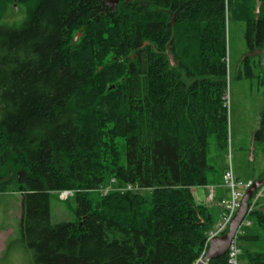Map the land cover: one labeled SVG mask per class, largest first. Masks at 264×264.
Segmentation results:
<instances>
[{
  "label": "trees",
  "instance_id": "1",
  "mask_svg": "<svg viewBox=\"0 0 264 264\" xmlns=\"http://www.w3.org/2000/svg\"><path fill=\"white\" fill-rule=\"evenodd\" d=\"M108 1L0 0V178H21L34 264H194L217 220L192 190L210 183V140L229 144L227 23L264 54V0ZM14 3L25 20L4 27ZM65 190L76 219L54 224L51 194ZM251 216L264 233V209ZM258 241L240 237L243 264H264L245 246Z\"/></svg>",
  "mask_w": 264,
  "mask_h": 264
},
{
  "label": "rangeland",
  "instance_id": "2",
  "mask_svg": "<svg viewBox=\"0 0 264 264\" xmlns=\"http://www.w3.org/2000/svg\"><path fill=\"white\" fill-rule=\"evenodd\" d=\"M26 17L25 8L18 3L8 6L1 17L4 27L17 28ZM227 61H228V127L229 144L225 152L216 148L214 139L208 147V162L214 169L209 173V185L206 188H193L198 204L207 205L216 214L218 221L222 210L219 200L210 201L209 187L217 186L229 165H232L235 177L241 181H256L264 172V145H254V133L259 124L264 108V85L261 77L264 75V54L259 51L251 55L254 64V78L238 76L236 66L247 54L245 42V26L231 19L227 23ZM2 118L0 110V120ZM3 175L0 182L5 184V190H0V264H34L33 253L23 243L20 218L22 212V194L18 190L22 182L19 175ZM0 183V189H2ZM4 184V183H3ZM93 197L95 195H92ZM77 202L73 197L61 200L59 193L51 194V214L54 224L73 222L76 219ZM252 228L247 234L260 236V241L245 246L255 252H264V233L257 225L254 217ZM216 221V222H217ZM243 264V263H242ZM245 264V263H244Z\"/></svg>",
  "mask_w": 264,
  "mask_h": 264
},
{
  "label": "built area",
  "instance_id": "3",
  "mask_svg": "<svg viewBox=\"0 0 264 264\" xmlns=\"http://www.w3.org/2000/svg\"><path fill=\"white\" fill-rule=\"evenodd\" d=\"M116 180H111L110 184L104 186L98 190L100 195H107L110 191L115 190L117 187ZM253 185V181H241L235 177L234 170L232 165H229L222 178V183L218 186L209 187L210 195L209 200L214 201L217 195L218 189H221L227 192V195L223 196L220 204L222 207V212L220 214L219 220L214 225L213 229L208 232L207 240L204 246V249L200 255V257L195 261L194 264H211V259L209 258V249L211 242L223 235L228 231L231 223L233 222L240 206L242 200L250 187ZM140 187L138 185H126L122 187V190H138ZM74 191L65 190L59 192L61 200H67L69 197L74 196ZM264 207V188L255 193L249 200L248 210L243 220L242 224L239 226L235 237L231 241L227 255V263L226 264H241V254L242 250L240 247V237L245 234V229L252 226V221L250 220L251 215Z\"/></svg>",
  "mask_w": 264,
  "mask_h": 264
},
{
  "label": "water",
  "instance_id": "4",
  "mask_svg": "<svg viewBox=\"0 0 264 264\" xmlns=\"http://www.w3.org/2000/svg\"><path fill=\"white\" fill-rule=\"evenodd\" d=\"M118 3H119V0L108 1L106 5L111 6V7H115L116 5H118ZM257 11H259V10H257ZM167 54H168L169 61H170L171 65L172 66L177 65V63L174 60V56L170 52V50H168ZM263 187H264V178L254 181L253 185L250 187V189L248 190V192L244 196L242 203H241V206H240L233 222L231 223L228 232L225 235L218 237L211 242L209 254H208V256L211 260L221 258L226 254V252L228 251L229 246L231 244V241L235 237V234H236L239 226L241 225V223L243 222V220L247 214L249 199L253 196V194L256 191H258L259 189H261Z\"/></svg>",
  "mask_w": 264,
  "mask_h": 264
},
{
  "label": "flooded vegetation",
  "instance_id": "5",
  "mask_svg": "<svg viewBox=\"0 0 264 264\" xmlns=\"http://www.w3.org/2000/svg\"><path fill=\"white\" fill-rule=\"evenodd\" d=\"M254 54H256V53L248 50L247 54L239 61V64L236 66V72H237L239 77H241V73L243 76L247 77L245 68L249 64V62L251 61V55H254ZM247 78H249V77H247Z\"/></svg>",
  "mask_w": 264,
  "mask_h": 264
},
{
  "label": "crops",
  "instance_id": "6",
  "mask_svg": "<svg viewBox=\"0 0 264 264\" xmlns=\"http://www.w3.org/2000/svg\"><path fill=\"white\" fill-rule=\"evenodd\" d=\"M201 188H203V189H204V188H206V187H201ZM220 212H221V211H220ZM219 215H220V213H219Z\"/></svg>",
  "mask_w": 264,
  "mask_h": 264
}]
</instances>
